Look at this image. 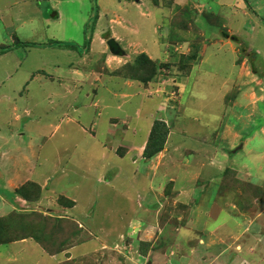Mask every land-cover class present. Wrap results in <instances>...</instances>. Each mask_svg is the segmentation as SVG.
<instances>
[{
	"label": "rangeland",
	"instance_id": "374dc122",
	"mask_svg": "<svg viewBox=\"0 0 264 264\" xmlns=\"http://www.w3.org/2000/svg\"><path fill=\"white\" fill-rule=\"evenodd\" d=\"M2 1L10 11L13 5L36 3L44 13L30 15L26 18L29 21L19 25L0 22V45L9 47L8 50L0 47V123L6 128L2 136H8V129L22 132L24 127L31 128V124L33 129L38 128L40 125L34 122L45 118L46 112L51 110L49 94L67 96L78 94L81 89L83 93L94 94L93 88L99 86L96 93L109 103V109L99 116L104 104L96 108L92 96L90 99L81 97L79 103L65 100L66 97L53 101L45 137L49 139L52 127L59 123L62 129L57 130L53 140H72L71 146L74 143L82 145L83 148L75 149L76 159L89 163L97 160V154L91 149L104 147L106 153L111 152L109 144L115 136L116 142L110 144L112 149L120 158L125 159L128 154L132 163L127 160L122 165L121 175L114 181H111L113 170L107 172L98 168L101 175L92 168L76 170L75 175L86 178L79 189L77 210L73 209L75 203L70 201V209L66 211L24 213L29 214L31 220L32 215L45 216L48 223L41 232L32 229V224L19 229L10 226L6 219L12 220L8 217L17 211L9 206L10 195H3L0 198V253L4 255L0 254V264H43V260L48 264H264V180H261L264 170L255 173L258 170L255 163L264 160L263 0H242L232 5V9H220L221 0H156L157 3L155 0L137 3L136 0L134 4L140 7L135 8L131 3L129 9H124V2L135 0H0V8ZM194 3L203 4L206 17L192 12L195 11ZM55 13L61 18H55ZM117 15L132 22L127 25L128 32L110 24ZM206 22L216 28L226 25L229 35H233L232 30L240 34V44L230 43L237 53L236 65L227 54L226 46L224 50L216 47L215 57L208 53L210 61L200 66L197 52L202 45L200 42L204 41L200 37L202 32L198 35L193 26L202 29ZM209 26L205 27L208 33ZM136 28L141 31L139 35L129 32ZM111 34L121 39L146 41L144 45L149 43L148 50L156 59L152 60L156 67L153 79L144 84L143 80L131 77L130 69L126 68L129 58H123L113 73L116 80L106 84L108 88L103 90L101 84L93 87L92 77L83 88L76 78L69 88L62 89L57 83L61 78L71 82L62 71L63 64L58 70L60 76L52 73L55 70L53 61H71L62 48L72 49V55L82 56L87 51L89 39L94 37L92 47L98 50L99 43L113 37ZM212 34L216 36L215 31ZM56 40L66 44L59 48ZM15 41L19 42L18 46L14 45ZM244 41L262 50L263 64H259L253 53L242 72L240 68L244 67L243 62L249 54ZM125 43L123 40L122 46L126 49ZM135 47L127 51L128 56L130 53L135 58L144 55L138 54L141 50ZM87 54L89 52L84 61L87 73L104 70L105 60ZM130 57L134 61V56ZM141 59L146 60L143 56ZM252 61H257L255 68ZM49 68H52L51 73H48ZM256 71L263 76L256 77ZM109 74L113 76L112 72ZM137 96L134 103L138 105H126L128 99ZM122 104L126 109H120ZM77 106L81 109L78 114L74 110ZM137 106H147L142 108L151 113L149 124L136 119ZM25 108L32 112L31 118L22 114ZM15 114H21L22 119L16 121ZM110 118L111 122L118 118L112 131L108 125ZM158 122L166 124L168 134L163 150L148 159L145 149L151 140L153 126ZM95 123L98 124L96 131L92 130ZM78 125L90 132L95 141L81 137V133L74 130ZM54 127L55 131L57 127ZM63 134L69 137L62 140ZM91 142L96 144L91 146ZM87 148L92 154L88 160L84 158ZM210 151L217 155L216 160L219 158L218 164L211 162ZM248 151L256 157L259 155L258 158L247 154ZM17 162L22 163L21 160ZM76 163L79 162L76 160ZM3 166L7 170L10 162ZM14 166L12 164L11 171ZM115 167L110 164L111 169ZM75 179L69 181L73 183ZM53 181L61 184L60 179ZM69 190L76 192L73 186ZM59 218L61 221L57 220ZM13 221L18 223L16 219ZM17 229L23 235L14 231ZM44 236L48 239L45 244L59 257H42L44 254L38 246L28 255L24 249L29 244H19L13 252L9 250L10 244L29 237L41 245L38 238ZM63 241L65 247L58 252L60 245L57 244ZM213 243L217 248H212ZM75 247V255L71 252L66 254V259L60 257V253Z\"/></svg>",
	"mask_w": 264,
	"mask_h": 264
},
{
	"label": "crops",
	"instance_id": "0c3cea01",
	"mask_svg": "<svg viewBox=\"0 0 264 264\" xmlns=\"http://www.w3.org/2000/svg\"><path fill=\"white\" fill-rule=\"evenodd\" d=\"M239 1L242 2V0H236V1H234V0H221L220 4H219L220 9L222 7H230V9H232L231 6L234 5L235 3H239ZM247 1L249 2V0H247ZM134 2H136V0L132 1V2H124V4L126 5L124 9H129L130 8L129 4H131V3L133 4V7L139 8L140 5L137 4V3H139V0H137L136 4H134ZM263 2H264V0H263ZM150 3H151L150 1L149 2L147 1V4H150ZM152 3H153V0H152ZM242 4H240V5H242ZM150 5H152V4H150ZM194 5H195V7H194L195 11L192 10V12H196V14L198 16L201 15V17H203V16L206 17V13L202 7L203 4L194 3ZM250 6H252L255 9L253 3H251ZM12 7H13V10L10 11L9 8H5V4L2 1L1 8H0V22L9 21L8 26H12L14 24L19 25V24L26 23L27 21H29L26 18H28L30 15H38V14H41L43 12L42 7L36 3L34 4V3L24 2L20 6L19 5H16V6L13 5ZM16 7H18V8L16 9ZM155 9L159 10V7H155ZM42 14L44 15V13H42ZM125 14H128V13L125 12ZM140 14L142 16H144V14L141 13V11H140ZM256 14H258V13H256ZM190 16H191V14H190ZM244 16H246V15H244ZM54 17L57 19H60L61 15H58L57 13H55ZM196 18H197V16L195 17V19ZM250 20H251V18H250ZM99 22H100V16L98 17V23ZM110 24H113L112 27L119 26L120 28L127 30L125 32H128V29H127L128 26L127 25L130 26L132 24V22L125 16L122 17L120 15H117L116 18L110 20ZM263 25H264V17H263ZM206 26H209L210 33H208L207 30L205 29ZM262 28L260 30H263ZM193 29H194L195 33L197 32L198 35H199V31L202 32L200 37L203 38L202 40L204 41V42H200V43H202V45L200 44V47H198V52H197L199 59H201V61H199L201 64L200 66H202L203 64H207L210 61V56H207L208 53H210L212 57H215L216 56L215 48L219 47L220 49H223L226 46H227L228 51L227 50H225V51H227V54H229L230 57L232 58V63L233 64L235 63V65H236L237 53L231 47V44L235 45V43H237V42H238V44L241 43L242 38H241L240 34H237L232 30L233 35H229V33H227V31H226L229 28L226 25H222L221 27L216 28V26L212 27V24H209V22H206L202 29L196 28L195 25L193 26ZM129 30H131L129 32H133L135 35H139L141 32L138 28H136L134 30H132V29H129ZM249 30H251V28H249ZM109 31H111V28ZM212 31L213 32L215 31L216 36L212 34ZM111 35L113 36L112 38H115L121 44V46H122L123 40L126 42L125 43L126 49L127 48L128 49L126 50L122 46V48L126 52V54L123 57L115 56L111 52H109L110 50H109L108 46L105 47L106 42H107L105 40L101 41V42L99 41L100 42L99 43L100 49L96 50L94 47H92V43L94 42V37H93L91 39L90 46L87 47V51L82 56H80L77 53L75 55H72V51H73L72 49L59 47V48L64 49V51L66 52V56L71 61H69L68 63H61V62H57V61L54 62L53 61V64L55 65V70H52V68L51 69L49 68L48 73H51V70H52V73H54V75L56 74V75L60 76L58 70L60 69L59 67L60 66L62 67V64H63L64 67H62V71L64 72V74H66L69 77V79L71 78V82L68 81L64 77L61 78L60 82H57V83L62 86V89L64 87L69 88L68 85L70 83L74 84V79H76V78L79 79V81L82 83L81 85L83 88L84 83L88 79L93 77L94 83L92 84V86L94 87L95 84L96 85L101 84V88H103V90H104V89L108 88L107 85H109L111 82H114V80H116L115 79L116 74H113V73H114L115 69L119 68L118 62H120L123 58H129L127 61V62H129V61H131L132 57H130V56H132V55L134 56L133 58H135V55L132 53H130V56L127 55V51L132 50L131 46L135 45L136 46L135 48H139V50H141V53H138V54H144V55L148 56V58L150 60H156L153 58L154 57L153 54L150 53V51L148 50L149 49V47H148L149 43L147 45L143 44V42H146V41H142V40H134L133 41V40H130V38L121 39V38H119L113 34H111ZM122 36L125 37V34H122ZM126 36H128V35H126ZM214 36L216 37V39H213ZM233 37H235L236 40H233L232 39ZM14 39L16 40L15 37H14ZM55 39H57V38H55ZM16 42H18V41H15L14 44ZM218 42H220V43H218ZM227 42H229V43H227ZM244 42H246L248 44V46H247L248 49H246V50L249 51V54L246 55V59L243 62L242 66H244V67L240 68L242 72L245 70V65H247V62L251 61L249 59H250V57H252L253 53H256L255 58L258 59L257 61L259 62V64H263V63H261V59L263 56V54L261 52L262 50L260 48H257V46L253 43H250L248 41H244ZM2 46H4V44L0 45V47H2ZM211 50H212V53H211ZM13 51H15V49H13ZM158 51H159V49H158ZM87 52H89V54H87L89 56L93 55V57L97 58V59L102 58L103 62L105 60L104 70L102 68L101 70H98L96 74H94V72H92V73L86 72L87 66L85 67L84 61H85V56H86ZM108 53H110V54H108ZM117 59H118V61H117ZM257 61H256V63H257ZM256 63L254 61H252V63H251L254 68L256 66ZM50 65L52 66V63ZM197 66H199V65H197ZM95 68L96 67H94V69ZM96 69H98V67ZM109 69L110 70L112 69V71H110ZM102 70L105 71V74L101 72ZM99 71H100V73H99ZM111 72H112L113 76H110L109 73H111ZM256 72H257L256 77H262L263 76L262 75L263 73L261 74L259 71H256ZM131 81L134 82L135 84H139L138 81H133V80H131ZM52 83H54V82L52 81ZM53 88L57 89L56 87H53ZM130 88H133V86ZM99 89H100V87L98 86L97 89L93 88L92 91L97 92V91H99ZM80 91L81 92H79L78 94L73 93V95H67V96L62 95L61 93L49 94L48 100H49V105L51 106V110L46 109V110H48V113L46 112L45 118H39L38 121L34 122L37 124V126L40 125L36 129H33L32 124H31V128L24 127L22 129V132H18V130L16 131L14 129L12 132L10 129H8V131H9V132H7L8 136H7V134H5V136H2V131L6 130V128H4L3 125L0 123V140L2 143L0 145V198H2L3 195L7 196V194H9L10 195L9 198L12 199L10 201L11 205H9V206H11L14 210L25 211V212H41V213H42V211H44V212L48 213V212H52V211L58 209L59 212L60 211L62 212V211H66V210L70 209V207H69L70 201H72L73 204L75 203V207L73 209L77 210L79 208V201H78V199H79L78 195L80 194L79 189H80V187H82V184L84 183V180H86V178L82 177V175H75L76 170L82 171V170H84V167L85 168L86 167L92 168L93 170L96 169L97 172H98V168H103V170H106L107 172H110L111 170H113V177H112L113 179L111 181H114L119 175H121L122 165L126 164L127 160L130 161V156L128 154H126V152L124 154H126L127 156L124 159V157L123 158L118 157L116 154L117 152H114V150H113L114 148L112 149V145H110V144L116 142L115 136H112V138H111L112 140L110 141V144H109L111 152L106 153L104 147L103 148L97 147L95 149L90 148L92 153L97 154V160L95 162H93V160H91L89 163L88 162L87 163H85V162L81 163V160L76 159L77 156H76V150L75 149L83 148L82 145L77 146L76 143H74L71 146L70 144H71L72 140L67 141V142L66 141L58 142V141L53 140L54 135L57 134L62 129V128L60 129L59 123L55 124L57 127V129L55 131H54L55 125L52 127L51 137L49 139H48V136L45 137L46 134L48 135V114L50 113V111L53 110V107H54V105L52 103L53 101H57L59 99H63L66 97L65 100L72 99L76 103H79V101H80L79 99H81V97H87V99H90V97L92 96L96 100V102L94 103V106L96 108H100V105L104 104L102 107V110L99 111L100 112L99 116H101V114L103 113L104 110H107V108L109 109V107H110L109 103L104 101L103 99H101V96L99 93L94 92V94L96 93L94 95V94H90V93H83L82 89ZM186 93H187V89H186ZM122 95L127 97V95H125V93H123ZM140 95H139V99L142 98V95L141 96ZM223 95H222V97H223ZM137 98H138V96L136 98L131 97L130 99L127 100L128 103L126 105H132V106L135 105L136 103H134V100H137ZM224 99H225V95H224ZM105 100H107V99H105ZM38 105L40 106V104H38ZM136 105H138V104H136ZM159 105H161V104H159ZM117 107H120V106H117ZM142 107L147 108V106L135 107L136 112L134 115L136 116V119H139V121L143 120L146 123H148V122L150 123L151 113L150 112L148 113L146 111V108L143 109ZM30 108H32V107H30ZM15 109L16 108H14V110ZM120 109L123 110L126 108L122 104ZM135 109H134V111H135ZM74 110H76L77 114L81 111V109L78 106ZM22 114H24L28 118H31L33 116L32 112L30 111L29 108L28 109L25 108ZM117 115H119V113ZM14 119L16 121L17 120L20 121V119H22L21 114H15ZM117 119L118 118H113V120L111 122V118H110L108 125H110L111 131H112V128L115 127V125L117 124L116 123ZM113 121H114V123H113ZM139 121H137V123ZM52 123L53 122H50L49 124H52ZM9 128H11V127H9ZM58 129H60V130L57 131ZM93 129H95L94 131H96L98 129L97 123H95L93 125L92 130ZM74 130H76L79 134L81 133V137L84 136L86 138H90L91 140L95 141V137L90 132H88V131L86 132L79 125L74 127ZM145 130L147 132L146 126H145ZM68 137L69 136L67 134H63L62 140L66 139ZM2 138H5V140ZM98 138H99V136H98ZM90 144H91V146H93L94 144H96V142L95 143L91 142ZM26 149H28V152H26ZM85 151H86V157H84V158H86V160H88V158H90L92 156V154L90 153V150L88 148ZM209 154H211V157H212L211 162L215 161L218 164L219 158H217V160L215 159L217 155L214 154L213 151H210ZM247 154H249V155L252 154V157H255V158H258V156H259L258 155L256 157V155H254L253 152H249V151ZM106 159H108V163L104 164V161ZM18 160H21L22 163H17ZM76 160L79 163H76ZM8 161L10 162V167L6 170L3 165L4 164L6 165V162H8ZM251 161H252V159H251ZM102 162H103V164H102ZM130 163H132V161H130ZM220 163H221V161H220ZM12 164L15 165L13 167V171H11ZM110 164H114L116 167L114 169H111ZM253 164H254V160L252 161V165ZM255 164H256L255 166L258 167V170L255 173L263 172L264 160H260V161H258V163H255ZM48 167L50 168L49 170H48ZM248 169H250V171H253V169H251L250 167H248ZM259 169H261V170H259ZM98 173H99V175H101L100 172H98ZM52 174H55V175H52ZM72 174H74V175H72ZM248 174H249V172H248ZM140 175H142V174H140ZM97 177L101 178V176H97ZM56 178L61 180L60 185L57 182L53 181ZM70 178H76V179L72 183L69 181ZM261 180H264V177H262ZM70 183H72V185H69ZM65 184H68V186L64 187ZM72 186L74 187V189H76V192H71L69 190ZM35 188H38L41 190V198H38L36 195V192L33 191V190H35ZM179 188L180 187H178V189ZM182 190H184V188ZM21 192H23L24 195H21ZM27 195L29 197L30 196L31 197L27 198L26 197ZM62 197L66 198V201L63 203H61V201H60V198H62ZM195 203H197V202L195 201ZM60 207L62 209H59ZM220 225L222 226V224H220ZM19 244H21V245L29 244V246L25 247V249H24V252L28 255L32 254V252L36 248L40 247L41 252H43V254H44L42 257H48L50 259L59 257L58 255H56L54 253L55 251L54 252L48 251V248L42 246V244L39 245L37 242H34V240H32L30 237L10 244L9 250H12L11 252H13V250H15V248H17L16 246H18ZM34 244H35V246H32ZM36 246H38V247H36ZM217 246L214 244L212 246V248H217ZM13 247H14V249H12ZM6 250H8V249H6ZM75 250H76V247L70 251L62 252V253H60L61 254L60 257L63 258V256H64L66 259V254H69L71 252L73 253ZM61 251H63V249ZM61 251H58V252H61ZM237 251H239V250H237ZM7 252H10V251H7ZM239 252H241V249ZM0 254L4 255L3 252H1ZM73 254L75 255V252ZM68 260L70 261L71 259L68 258ZM255 263H258V262H255ZM43 264H48V263L46 262V260L45 261L43 260Z\"/></svg>",
	"mask_w": 264,
	"mask_h": 264
},
{
	"label": "trees",
	"instance_id": "16d2710c",
	"mask_svg": "<svg viewBox=\"0 0 264 264\" xmlns=\"http://www.w3.org/2000/svg\"><path fill=\"white\" fill-rule=\"evenodd\" d=\"M155 3H157L156 0H155ZM98 17H99V15H97V22H98ZM91 39H89V46L91 44ZM55 44L58 45V47H62V45H65L66 43L64 44L62 42L55 41ZM14 45L18 46L19 42H16ZM5 48L7 50L9 49V47H5L4 46L3 50H6ZM1 49H2V47H1ZM141 56H143V58L145 57L146 60L141 59ZM141 56H139V58H135L134 61H129L127 66H126V68L128 67V69H130V72L132 73L131 77L133 76V78H135V79H137L139 81L143 80V83L146 84V83H148V81L150 79H153V76L155 75L154 68H156V67L154 66L155 63L152 60H150L147 56H145V55H141ZM143 61H145L146 64H144ZM145 65H146V69L144 70ZM150 72H151V74H149ZM125 76H126V74H125ZM166 128H167L166 124L162 123V122H158V123H156L153 126V134H152L151 140L149 141V143L147 144L146 149H145V154H146L145 156L148 159H151L152 157H154L156 154H158L160 151L163 150L164 143L166 141V137H167V134H168V130ZM33 191L36 192V195H37L38 198H41V190L40 189L35 188V190H33ZM21 195H24L23 192H21ZM26 197L30 198L31 196L29 197L27 195ZM64 200H65L64 198H60L61 203L64 202ZM16 211L17 212L15 213V215H12L11 217H8V218H12V220L11 219L10 220L6 219V221H8L10 226H17V228L19 229L23 225L26 226V225L32 224L31 228L32 229H35V228L39 229L40 232L42 230H44V228H46L45 223H48V221H46L44 219L45 217L43 215H41L40 218H38L37 214L36 215H32V217H31L32 220H31L29 214H24L25 211H18V210H16ZM33 214H34V212H33ZM14 219L17 220V222H18L17 224H14V222H15V221H13ZM39 219H41V221H39ZM57 220H60V218L57 219ZM10 221H13V222H10ZM18 229L14 230V231L17 234H20ZM38 234L41 235V233H38ZM20 235H23V233H21ZM38 240H40L41 243H43L42 245L44 247L48 248V251L54 252V251H52V249L51 250L49 249L48 244H45L46 241H48V239L45 236L43 238L39 237ZM62 243H64V241L61 242L60 244L59 243L57 244V242L54 243V244H57L58 246L60 245L57 248L58 249L57 251H61L62 249H64L65 246H62Z\"/></svg>",
	"mask_w": 264,
	"mask_h": 264
},
{
	"label": "water",
	"instance_id": "95a60500",
	"mask_svg": "<svg viewBox=\"0 0 264 264\" xmlns=\"http://www.w3.org/2000/svg\"><path fill=\"white\" fill-rule=\"evenodd\" d=\"M233 40H236L235 37L232 38ZM108 47L111 51V53L115 56H124L125 51L122 49L121 45L116 41V39L112 38L109 39L108 42Z\"/></svg>",
	"mask_w": 264,
	"mask_h": 264
},
{
	"label": "clouds",
	"instance_id": "9594fccd",
	"mask_svg": "<svg viewBox=\"0 0 264 264\" xmlns=\"http://www.w3.org/2000/svg\"><path fill=\"white\" fill-rule=\"evenodd\" d=\"M109 39H112V37L109 38ZM109 39H108V40H109ZM114 39H115V38H114ZM108 40H106V41L108 42ZM116 41H117V40H116ZM107 42H106V43H107ZM117 42H118V41H117ZM118 43H119V42H118ZM119 44H120V43H119ZM120 45H121V44H120ZM107 46H108V44H107ZM121 47H122V46H121ZM108 48H109V47H108ZM122 49H123V48H122ZM109 50H110V49H109ZM123 50H124V49H123ZM125 54H126V52H125ZM118 57H123V56H118Z\"/></svg>",
	"mask_w": 264,
	"mask_h": 264
},
{
	"label": "bare ground",
	"instance_id": "6f19581e",
	"mask_svg": "<svg viewBox=\"0 0 264 264\" xmlns=\"http://www.w3.org/2000/svg\"><path fill=\"white\" fill-rule=\"evenodd\" d=\"M18 163V162H17Z\"/></svg>",
	"mask_w": 264,
	"mask_h": 264
}]
</instances>
